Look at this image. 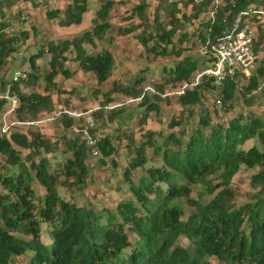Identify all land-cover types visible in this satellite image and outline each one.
Listing matches in <instances>:
<instances>
[{
    "label": "trees",
    "instance_id": "1",
    "mask_svg": "<svg viewBox=\"0 0 264 264\" xmlns=\"http://www.w3.org/2000/svg\"><path fill=\"white\" fill-rule=\"evenodd\" d=\"M14 1L0 0V70L19 43L27 39L26 33L5 30L9 23L3 20L2 11ZM87 1L62 0L61 7L45 9V17L57 19L59 26L78 24L87 9ZM95 1L98 6L89 29L71 38L46 39L45 48L40 45L28 55L24 77L3 81L0 76L1 87L9 83L17 93L19 103L15 116L19 120L34 119L42 113H55L64 108L54 103L51 92L53 89L63 92L56 87L55 76L69 77L70 70L65 64L68 59L79 70L90 72L97 87L108 80L114 66L112 51L101 45L91 53L85 44L96 48V42L102 43L104 38L110 44L114 35L133 34L145 55L153 59L177 58L173 66L163 67L170 86L174 87L188 80L199 65L191 55H182L188 33L177 34V30L184 21H198L199 29L193 37L204 45V53L211 63L209 46L231 29L240 13L254 7L264 9V0H181L183 6L190 8L186 15L176 0H157L150 20L148 0H138L127 17L137 22L119 24L114 34H107L111 10L120 1ZM200 14H206V18L198 20ZM256 36L264 37V29L259 25ZM258 43L257 39L254 46L252 42L255 53ZM43 52L49 58L46 72L40 75L36 59ZM40 78L44 82L41 90L36 86ZM242 78L246 79L242 87L236 77L222 81L221 105L231 101L237 89L242 90L245 101L251 100V92L264 78V58ZM137 82L140 79L134 80ZM208 84L209 80L203 79L193 89L176 96L183 108L197 106L196 123L188 132L180 119L171 118L167 126L177 129L163 135L160 144L149 130L141 133L136 144L128 141L133 145V154L122 170L128 194L110 208L96 210L92 206L77 205L59 193L60 188L84 187L89 172L85 146L77 135L66 137L74 118L64 113L54 114L50 121L55 131L53 140L37 129H15L0 135V264H13L14 257L26 252L27 264H208L209 256L229 264H264V121L248 111L213 123L200 101V92ZM21 87L28 91H21ZM97 87L91 92L94 97L100 93L101 98L91 115L101 124L116 118L122 123L131 116L123 112L122 104L109 105L116 92L130 99L138 98L135 109L139 110L138 124H144L149 112L158 109L164 93L160 86L148 93L117 80H111L107 90L99 91ZM89 131L93 134L91 127ZM58 140L63 142L61 152L70 153L61 166L62 178L51 168L46 155L58 150ZM247 140L253 143L242 147ZM97 142L102 157L113 152L108 136H102ZM146 147L151 148L155 163L143 167L147 161ZM21 149L26 152L22 154ZM241 165L257 168L249 176V185L255 190L247 201L236 205L230 179ZM136 168H143V172L133 179ZM34 182L43 189L39 196H35ZM191 186L200 187L195 198L190 196ZM204 194L211 196L201 202ZM180 201L190 207L185 218H182ZM41 222L47 226L48 244L40 239ZM129 235L135 238L132 245ZM181 236L188 241L187 246L178 242ZM128 247L130 250L123 253Z\"/></svg>",
    "mask_w": 264,
    "mask_h": 264
},
{
    "label": "rangeland",
    "instance_id": "2",
    "mask_svg": "<svg viewBox=\"0 0 264 264\" xmlns=\"http://www.w3.org/2000/svg\"><path fill=\"white\" fill-rule=\"evenodd\" d=\"M120 1L119 4H116L111 10L110 23L111 27L107 30V34H114L117 25H129L135 24L137 21L135 18H127L130 8L138 0H115ZM157 0H148L149 6L147 7V15L151 20L152 11L156 5ZM62 0H15L11 7L3 9V20L8 21V26L5 28L6 31L11 33H26L27 39L19 43L16 51L8 58L7 64L0 70V76L3 81H9L12 78L15 71H19L23 75L28 70L27 57L30 53H34L38 50L40 45L43 48L46 47L45 40H57L59 37L71 36V34L76 31L79 34L82 30L90 27V15L94 13L95 9L98 6L97 1L88 0L86 3L87 9L83 14L82 21L79 26L74 28H67L62 26L60 27L57 24V19H47L45 17V9H52L53 7H61ZM176 5L179 7L181 12H185L186 15L190 13L189 6H183L181 0H176ZM20 11L19 15L17 12ZM163 10L160 8L159 13H162ZM206 18V14H200L198 20ZM198 21H192L191 19L184 21L183 26L177 30V34L180 31H185L188 33L183 46L184 50L182 55H191L198 62V68L209 65V59L204 53V45L199 41L198 38L193 37L196 30L199 29L197 25ZM165 24L166 21H165ZM64 28V29H62ZM138 30H136L137 32ZM118 37L114 35L112 43L108 44L106 38L100 42H96V48H92L89 45L85 44V48L88 52H95L99 49L101 45L108 46L112 51L114 58V66L109 76L99 87L90 86L89 79H85L87 82L86 88L80 91L75 92L74 87L79 85L77 84L76 79H70L72 75L70 70V75L67 78H64L62 75L57 74L55 76L56 87L63 89L62 93H57L55 89L52 90V98L56 105H59L64 108L71 109L73 111H80L86 114L90 113L98 106V100L101 98V94L97 93V96H93L92 89L98 88L99 91L107 90L110 87L111 80H117V77L121 78L123 85H130L134 89L142 88L146 89L148 93H151L149 88L160 86L163 92L171 88L169 81L167 80V73L163 70L168 69L173 66L177 58L174 56H165L157 57L153 59L149 55H145L141 49V46L138 45L133 34H129L126 37ZM176 38V35L173 39ZM256 39L259 41L257 53L254 52L255 61L252 69H254L259 60L264 58V37L256 36L253 40ZM263 42L261 43V40ZM261 44L263 46H261ZM70 56V55H69ZM49 54L43 52V55L36 59V63L39 67V74L42 75L47 70V60ZM23 60V63H22ZM68 61H65V64H68ZM24 76H19L22 78ZM135 79H140V82L134 83ZM245 78H240L239 83L240 87L245 83ZM44 82L42 78L38 80L36 85L39 90L43 88ZM9 84V83H7ZM10 85V84H9ZM72 87L69 90L65 89ZM1 87V85H0ZM64 87V88H60ZM149 87V88H148ZM220 88H214L210 84L206 85L203 90L200 92L201 103L207 108L211 121L214 123L216 120L226 121L232 116L243 113L245 114L248 111H251L258 115L264 121V78L260 80L257 89L251 92V100L245 101L242 90H236L234 97L231 101L227 102L225 106L221 105L219 101ZM21 91H28V88L21 87ZM65 93H68L67 96H64ZM61 94V95H60ZM64 94V95H63ZM72 96V97H71ZM249 95L247 96V98ZM72 99H75V102L72 103ZM129 96L123 95L119 92L113 94V101L109 103L110 106L116 104H122L124 106L125 113L131 114L130 118L126 119L124 122H120L117 118L111 121H106L104 124H101L100 121H95L92 117V128L93 135L99 140L102 136L106 135L110 139L112 145L114 146L113 152L106 156L102 157L101 155L94 158L87 157L86 165L89 170L86 177L85 186L76 190L73 187L59 189V193L64 198H67L70 201H73L77 205L82 206H92L96 210H100L102 207H113L118 199L127 196L125 189V183L122 180V170L127 165L129 157L133 154V145L128 144V141H133V144H136L141 137V133L145 130L152 131L153 139L157 144H160L162 141L163 135L168 132L175 131L176 126L170 128L167 126V123L171 118H178L182 121L184 129L188 132L190 128L194 127L197 120V106L190 105L187 108L180 105L177 97L174 95H167L165 97L161 96L158 103V109L156 111H151L148 114V117L144 124H138L137 119L139 117V110L136 109L138 99H130ZM123 114V113H122ZM39 116V115H38ZM92 116V115H91ZM89 127V128H90ZM26 129L30 130H39L40 133L44 136L54 139L55 135L53 123L45 121L40 126H33ZM73 136L70 131L66 133V137ZM253 143V140H247L244 142L242 147H247ZM62 140H58V150L53 153L46 154L50 159V165L55 172H58L59 177L62 178L61 166L65 157L69 156L70 153L64 152ZM22 154L26 152L25 149L20 150ZM146 158L147 161L143 167L154 165L152 160V150L149 147H146ZM257 168H245L242 165L239 167L237 172L230 179V186L235 192L234 201L236 205L247 201L249 195L254 192L255 188H251L249 185V176L254 173ZM143 172V168H136L132 172V178L136 179L138 175ZM33 189L35 191V196L41 195L43 189L36 183H33ZM200 190L199 186H191V197H196L198 191ZM211 195L204 194L201 198V202H205L210 198ZM37 201V198L34 199V202ZM180 207L183 210L182 218H185L190 211V207L184 201L179 202ZM41 226V235L40 239L43 243H49V237L47 236V226L44 223H40ZM134 236L129 235V240L131 245L134 241ZM178 242L187 246L188 241L184 237H179ZM130 250V247L126 248L123 253ZM29 254L26 252L23 255H19L13 258V264H27ZM208 264H229L222 262L214 256L207 257Z\"/></svg>",
    "mask_w": 264,
    "mask_h": 264
},
{
    "label": "built area",
    "instance_id": "3",
    "mask_svg": "<svg viewBox=\"0 0 264 264\" xmlns=\"http://www.w3.org/2000/svg\"><path fill=\"white\" fill-rule=\"evenodd\" d=\"M258 25L264 29V9L254 7L242 11L231 29L209 46L213 61L209 65L198 68L188 80L176 83L174 87L162 93L161 96L182 95L200 84L203 79H208L214 88H220L226 77L240 79L242 75L247 76L255 61L252 42ZM19 76L24 75L15 71L12 79ZM149 89L153 92V88ZM143 90L146 91V89ZM18 103L17 93L11 89L9 84L3 88L0 87V135H6L15 129L24 131L29 127L40 126L45 121H51L54 114L64 113L74 118L69 131L77 135L79 141L83 143L87 157L94 158L100 155L98 140L89 131V127L92 125L90 113L61 108L55 113H42L34 119L19 120L15 116Z\"/></svg>",
    "mask_w": 264,
    "mask_h": 264
},
{
    "label": "crops",
    "instance_id": "4",
    "mask_svg": "<svg viewBox=\"0 0 264 264\" xmlns=\"http://www.w3.org/2000/svg\"><path fill=\"white\" fill-rule=\"evenodd\" d=\"M86 11V10H85ZM95 12V11H94ZM84 14V13H83ZM83 14H82V17H83ZM94 15V13L92 14V16ZM91 15H90V19H91V17H92ZM81 21H82V19H81ZM81 23V22H80ZM80 23H78V24H72V25H69V26H64V27H66V29L67 28H74V27H77V26H79V24ZM60 27H62V26H60ZM90 28V27H89ZM89 28H86V29H84V30H87V29H89ZM62 29H64V28H62ZM79 32V31H78ZM77 31L75 32V33H73V34H71V36H63V37H59V38H71L72 36H74V35H76L77 33H78ZM125 37L127 36V35H124ZM118 37H123V36H118ZM114 58H115V56H114ZM66 67H68L69 68V70H71V76H70V79H76L77 80V84L79 85V87L78 86H76V87H74V89L73 90H75V92L77 91V90H79L80 89V91H82V90H84V88H86V86H87V82H85V79L87 78V79H89V82H90V86H95L94 84H95V81H94V78H93V76H92V74L90 73V72H84V71H81V70H79L77 67H76V64L73 62V61H68V64H66ZM116 80V79H115ZM117 81H122V79L121 78H119V77H117ZM123 82V81H122ZM60 88H64V87H60ZM70 88H72L71 86L70 87H68V88H65V89H67V90H69ZM79 88V89H78ZM61 95V94H60ZM64 95V94H63ZM68 95V93H65V95L64 96H67ZM72 97V96H71ZM71 100H72V103H74L75 102V99H72L71 98Z\"/></svg>",
    "mask_w": 264,
    "mask_h": 264
}]
</instances>
